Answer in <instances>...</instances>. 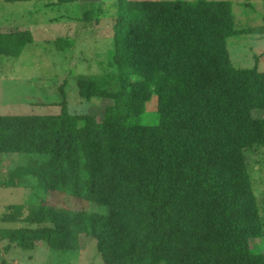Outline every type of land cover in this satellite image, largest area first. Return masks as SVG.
Returning <instances> with one entry per match:
<instances>
[{"label":"trees","instance_id":"obj_1","mask_svg":"<svg viewBox=\"0 0 264 264\" xmlns=\"http://www.w3.org/2000/svg\"><path fill=\"white\" fill-rule=\"evenodd\" d=\"M115 7L109 71L76 77L85 102L111 100L101 120L68 111L66 80L58 113L0 114V154L33 155L1 186L24 179L34 188L26 213L15 204L2 216L25 225L0 236L22 250L36 241L76 250L91 236L106 264H264L243 153L264 146V70L233 66L227 49L232 36L264 35V24L235 28L229 0ZM32 41L27 28L0 30V55L18 57ZM55 42L66 50L74 39ZM56 194L72 204L47 205Z\"/></svg>","mask_w":264,"mask_h":264},{"label":"rangeland","instance_id":"obj_2","mask_svg":"<svg viewBox=\"0 0 264 264\" xmlns=\"http://www.w3.org/2000/svg\"><path fill=\"white\" fill-rule=\"evenodd\" d=\"M232 3L234 27L242 29L264 24V0H229ZM96 8H100L97 12ZM95 9L90 21L82 19L85 10ZM115 0H82L80 3L46 5L36 0H0V30L28 28L30 26L36 45L27 44L18 57L0 55V114H56L60 111L59 86L66 80L64 91L68 111L89 113L101 120L104 106L109 99L82 100L77 95L76 77L109 71L113 48ZM62 16L69 17L68 31L55 28ZM40 26V27H39ZM45 28V30L43 29ZM83 40L74 39L70 51L56 47L55 39L81 31ZM45 31V32H44ZM69 35V36H71ZM48 40L49 44L43 42ZM76 48L75 51L71 49ZM227 49L233 66L247 68L257 66L264 70V35L241 33L228 39ZM85 60L91 67L78 65ZM146 110H156L153 96ZM247 172L260 216L264 221V146L247 147L243 151ZM32 154H0V227L14 228L25 224L2 221V216L14 212L13 205L27 206L34 188L31 180H17L14 187H3L10 169L26 162ZM48 198V197H47ZM46 204L70 206L66 195H53ZM0 264H106L97 252L91 236L79 238L76 250H54L43 241H36L33 249L22 250L8 239L0 236Z\"/></svg>","mask_w":264,"mask_h":264},{"label":"crops","instance_id":"obj_3","mask_svg":"<svg viewBox=\"0 0 264 264\" xmlns=\"http://www.w3.org/2000/svg\"><path fill=\"white\" fill-rule=\"evenodd\" d=\"M82 0H78L77 2L78 3H80ZM69 17H71V16H62L61 18H59L60 19V21L59 22H56L55 23V28H57V29H59V30H63V31H68V24L70 23V21H69ZM40 27V26H39ZM27 29H29L30 30V32H31V34H32V37H33V41L31 42V43H29L30 45H31V47L33 46V45H36V41L37 40H35L36 39V37H35V35H34V33H33V31L31 30V28H30V26L27 28ZM44 30H45V28H43ZM45 32V31H44ZM85 34V32H84V28H82L81 29V31H76L75 33H73V35H71V34H66V35H64V36H67V37H70V38H72V39H75V38H78V41H79V43L81 44V42L80 41H82L83 40V35ZM69 35H71V36H69ZM43 42L44 43H46V44H49L50 42H48V40H45V39H43ZM75 47L73 48V49H71V51H75ZM67 51H70V48H67L66 49ZM67 52L66 51H64L63 50V54H66ZM80 57H78V59L76 60V62H78V65H80V64H82L83 66L85 65V66H88V67H91V64H89L88 62L87 63H85V60L83 61V59L81 58V59H79ZM78 95V94H77ZM79 96V95H78ZM80 98V97H79ZM81 99V98H80ZM36 114V113H35ZM47 114H50V113H47Z\"/></svg>","mask_w":264,"mask_h":264}]
</instances>
